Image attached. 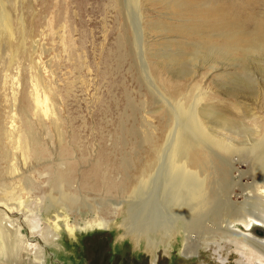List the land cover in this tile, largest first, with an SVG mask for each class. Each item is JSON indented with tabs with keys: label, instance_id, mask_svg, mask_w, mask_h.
Wrapping results in <instances>:
<instances>
[{
	"label": "rangeland",
	"instance_id": "rangeland-1",
	"mask_svg": "<svg viewBox=\"0 0 264 264\" xmlns=\"http://www.w3.org/2000/svg\"><path fill=\"white\" fill-rule=\"evenodd\" d=\"M240 4L252 5L251 0H138L134 11L140 18L142 61L133 44L136 38L127 0H0V11L6 6L12 33L9 38L0 34V128L10 127L11 116L17 130L29 120L41 141V161L45 162L23 164L17 153V168L32 191L24 196L28 205L13 210L8 221L19 218L29 226L38 223L34 233L28 234L33 228L24 229L36 249H25L19 264H55L57 259L60 264H261L249 249L242 250L231 242L232 237L222 236L209 213L214 200H226L227 186L233 182V204L264 218L259 205L264 204V193L256 190L252 174L256 162L246 151L224 152L205 143L206 149L196 139L185 138L192 152L186 158L192 164L178 168L183 174L172 180L169 193L176 200L182 195L193 199L187 188L196 189L204 203L201 220L210 219L205 228L211 232L199 238L198 248L187 256L182 229L177 230V238L164 230L155 231L153 247H148L144 240L124 236L120 228L133 195L125 188L136 184L138 173L154 154L153 146L141 143L140 120L145 118L150 126L148 134L155 146H161L167 135L162 98L145 82L143 62L172 97L197 94L199 113L207 105L225 120L241 121L257 128V137L264 136V53L248 56L227 49L218 30L216 13L221 7L230 12ZM260 10L264 13V7ZM32 73L41 81L40 87L49 89L52 109L60 118L61 142L51 120L36 115L39 111L29 96ZM238 80L247 81L249 90L237 86L233 91ZM128 101L140 108L136 136L129 134L134 123ZM213 118L212 114L206 120L195 117V125L201 121L204 127L214 128ZM197 133L203 134L199 125ZM121 156L129 162L125 169ZM0 166L5 167L1 161ZM54 167L67 183L50 186L46 168ZM5 179L19 194L17 180ZM3 201L0 198V205ZM8 204L15 209L13 202ZM196 212L197 208L190 213ZM66 222L73 228L71 234ZM49 227H57V246L55 233L47 232ZM234 229L242 231V226ZM253 234L264 239L262 229ZM37 257H41L39 262Z\"/></svg>",
	"mask_w": 264,
	"mask_h": 264
},
{
	"label": "bare ground",
	"instance_id": "bare-ground-1",
	"mask_svg": "<svg viewBox=\"0 0 264 264\" xmlns=\"http://www.w3.org/2000/svg\"><path fill=\"white\" fill-rule=\"evenodd\" d=\"M137 3L138 0H127L126 9L129 13L128 16L131 18L133 35L136 38V40H134L135 42L133 41V44L136 46L135 48L137 49L138 58L141 59L142 32L140 18L138 13L134 11V6H136ZM251 3L252 5L250 7L249 5L240 4L230 12H227V7L224 6L216 13V17L218 18V30H220L219 32H222L221 38L224 46L227 49L239 50L246 53L248 56L251 53H257L258 55L264 53V13L260 10L264 7V0H251ZM208 14L211 15L210 11H208ZM10 24L11 20L5 6L4 8H1L0 11V34H3L6 38H9V34L11 33ZM243 27L248 29L251 28V31L245 32L242 29ZM205 41L211 46L208 37L205 38ZM121 46H123L122 40H120V50ZM211 52L213 53V51ZM197 53L199 54V52ZM193 60H195V58H193ZM142 64L141 73L145 82L152 88L156 96L158 95V97L162 98L161 101L164 107L163 111L167 116V119H162L165 121L167 120L164 131L167 135H165V141L161 146H155L154 139L151 136L152 134H148V132L151 131V129L149 130L150 126L146 123L145 118L140 120L144 132V136L141 138V143L145 142L148 145L153 146L154 154H152V158L146 160L148 164L143 166L142 170L138 173L136 184L125 188L133 192V195L128 198L131 201L128 204L126 215L123 216L124 218L120 228L123 230L124 236L135 241L141 242V240H144L148 247H153L151 236L155 231L164 230L177 238V230L182 229L185 233L183 252L187 256V254L198 248L199 240L204 238L205 234L211 232L205 228V225H209L207 222H209L210 219L205 216L206 221L201 220L204 203L200 199V196L197 195L196 189L192 187L187 188V191L191 194L193 199L182 195L180 200H176L173 197L174 194L169 193V189L172 188V180L183 174V172H179L178 168H183V164H192V161L189 158H186L190 157L192 152L189 149V142H187L185 138L189 139V141L196 139L204 144L206 149L209 148L205 146V143L224 152H248L252 160L256 162L252 171L255 185L257 187L256 190L264 193V136L257 137L259 133L257 128H249L241 121L236 122L225 120L219 114L213 113L214 111L210 110L207 105L206 108H202L199 113L198 108H196L198 98L200 97L199 95L195 94L191 98H188L189 95H183L177 98L172 97L167 93L166 87L157 84L156 80L151 75V71L144 62ZM210 68L213 67L210 66ZM33 73L31 74L30 79L33 80L34 78V81H32V90L29 93V96L32 103L39 111L36 115H41V118L48 117L51 120L57 139L61 142L62 133L60 130V118L52 109L49 89L44 85L43 87L41 86V88V81L39 82L38 76ZM190 74L191 73L189 72V75ZM237 86L239 88H247L248 90L250 88V84L245 80H238L233 91L238 88ZM13 100H15L14 95ZM127 105L134 123L129 134L131 136H136L138 135V132L135 128V123L140 108L136 107L130 101H128ZM203 114L209 116L212 114L216 116V118H213L214 128L204 127V124L201 121H198L199 124L197 125H199L203 131V134H198L194 118L202 116V118L206 120L209 116L205 117ZM181 117L184 121L181 120ZM9 121V128H0V161L2 165L5 166L4 168L0 166V198L6 200L5 202H1L2 205H0V264H19L22 252L25 249H36V245L33 244V241L26 237L24 229L33 228L32 230H28V234L34 233L38 227V223L34 225L30 224L31 226H29L25 219L21 221L19 218H16L14 223L8 221L13 210L21 211L23 207L28 205L27 203L29 200L24 196L32 191L31 189H27L28 180L23 177L22 173H20L17 168V153L23 164H26L28 160L39 163L43 159V150L40 143L41 141L31 127L29 120L22 122L25 129L18 128V130L12 126L14 122L13 116L9 117ZM256 127L258 126L256 125ZM180 148L181 154L179 152ZM209 151L218 158V155H215L211 150ZM219 159L221 158L219 157ZM120 164L121 167L125 169V167H128L129 162L127 159L123 158ZM175 168H177V171ZM46 171L48 176H50L49 180H51V182L48 180L50 186L51 183L54 187H59L62 184L67 183L66 178L60 173V171L55 169V167L54 170L46 168ZM226 174L230 175L227 170ZM6 177L8 179L17 180L19 184V187L17 188L19 194L16 193L14 188H10L4 183ZM126 178L128 180L129 176H126ZM235 185L236 183L232 182L227 186L228 192L226 200L223 201L217 199L211 204L209 213L216 221L214 227L222 234V236L225 235L232 237L233 240H231V242L240 245L242 250H246V248L249 249V252L256 257L259 263L264 264V239H256V236L253 234L256 229L264 230V218L253 216L249 211L233 204L231 195ZM67 186H69V184ZM245 189L246 188H241V191H245ZM181 190L183 191L182 194H184L185 189L181 188ZM250 192H253V190L251 189ZM8 202H13L16 206L15 209L10 208ZM48 205V209L51 210L53 205L50 201L48 202ZM259 205L263 209L261 212L264 213V204L262 203ZM195 208H197V212L191 214L190 212ZM187 210L189 211L188 213L186 212ZM244 214L247 215L244 216ZM2 216L4 218H2ZM180 222L183 223V226L179 225ZM235 225L242 226V231L234 229ZM65 229L69 234L73 231V228H71L70 224L67 222L65 223ZM47 232L55 233L54 245L57 246L59 239L57 227L54 229L49 227ZM137 243L138 242H136V244ZM37 260L39 262L41 257H37ZM53 262L55 264H60L58 259Z\"/></svg>",
	"mask_w": 264,
	"mask_h": 264
}]
</instances>
